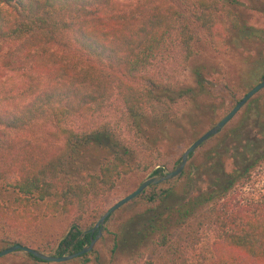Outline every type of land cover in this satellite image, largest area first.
I'll list each match as a JSON object with an SVG mask.
<instances>
[{"label": "trees", "instance_id": "obj_1", "mask_svg": "<svg viewBox=\"0 0 264 264\" xmlns=\"http://www.w3.org/2000/svg\"><path fill=\"white\" fill-rule=\"evenodd\" d=\"M244 9L264 17V0H0V249L19 244L62 255L86 245L95 233L82 231L101 214L102 197L150 165L105 124L77 130L72 120L98 112L115 89L141 144L145 123L164 126L181 96L204 88L202 65L191 67L194 87L184 90L146 74L172 41L188 60L196 46L221 52L234 37L264 61V36L251 31ZM240 109L234 128L199 144L194 152L213 140L198 158L189 153L178 175L131 199L143 205L132 219L113 228L112 215L105 218L99 243L108 264H179L207 228L215 237L203 264H264V193L241 192L264 166V96ZM188 219L189 231L178 232ZM147 242L165 259L145 257ZM97 252L72 261L96 260Z\"/></svg>", "mask_w": 264, "mask_h": 264}, {"label": "rangeland", "instance_id": "obj_2", "mask_svg": "<svg viewBox=\"0 0 264 264\" xmlns=\"http://www.w3.org/2000/svg\"><path fill=\"white\" fill-rule=\"evenodd\" d=\"M244 10L249 13L247 23L256 28L251 31L264 36V17L252 13L249 9ZM231 40L234 46L232 48L226 47L221 52L214 51L208 45H198L195 47L196 54L188 60L183 59L175 47V41H172L168 45L167 50L152 61L147 68L146 74L159 78L165 87L180 88V90L193 88L194 84L190 75L193 65L203 66L205 83L203 91L198 93L193 92L191 97L181 96L176 101L171 111V118L164 126L160 125L156 127L145 123V132L141 129V144L138 133L135 132L134 128H131L129 119L122 113L123 107L115 89L111 91L109 99L98 112L87 115L85 118H75L72 120L71 125L77 130H89L105 124L113 134V137L120 141V144L127 146L136 158L140 159L141 163L150 165L146 170H138V172H132L119 179L114 189L102 197V212L119 198L133 190L143 179L169 171L168 166L172 164L173 168L178 162L182 151L194 138L214 125L247 89L264 77V61L262 59L258 61L257 53L251 47H240L234 37ZM263 96L264 88L260 89L252 97H257L259 100ZM240 112L241 109L221 128L220 134L229 132L234 128L241 117ZM46 126L49 127L50 125L46 124ZM223 128L225 130H222ZM247 129L249 132L253 131L250 127H247ZM39 131L42 132V130ZM143 133L148 135L147 140L143 138ZM212 143L213 140L208 141L198 151H193L194 158H198L199 153ZM232 145L239 149L237 143H232L228 147ZM226 153L229 154V152ZM176 157H178L177 160ZM156 163L157 165H154ZM158 166L161 167V171L153 174V169ZM231 167L230 159L224 158V169L229 171ZM252 175V179L243 186L241 192L244 196L257 198L260 194L264 193V166L257 167ZM206 184L207 176H203L196 186L202 190ZM178 189L176 190L178 191ZM177 194L179 193L177 192ZM178 202L182 203V200L178 199ZM141 209H143V205L131 202L130 200L110 213L112 217L109 223L114 228L117 224L125 223L129 219H132L133 214ZM190 221L191 219H188L185 225L178 227L177 231L188 232L190 228V224L188 225V223ZM103 225L104 221L101 225L100 234L92 246L98 250L96 260H93V257H91L89 261L83 264H108L106 244L105 242L99 243ZM135 228L138 229V226H135ZM93 233H95V230ZM214 237L215 235L209 228L199 231L198 237L194 238L193 243L182 253V261L179 264L205 263L210 257V243ZM149 245L150 242H147L141 248L144 251L145 257H151L154 260L165 259L162 256L164 252L161 249L158 247L151 248ZM172 256L169 254L170 258ZM114 261L117 264H128L125 258H116ZM0 264L81 263L72 261V259L62 262L34 261L25 252L18 250L1 256Z\"/></svg>", "mask_w": 264, "mask_h": 264}, {"label": "water", "instance_id": "obj_3", "mask_svg": "<svg viewBox=\"0 0 264 264\" xmlns=\"http://www.w3.org/2000/svg\"><path fill=\"white\" fill-rule=\"evenodd\" d=\"M264 88V77H262L257 83L247 89L240 98L233 104V106L220 118L218 119L214 125L203 131L199 136H197L180 154L178 162L174 165V167L166 172L161 174L149 176L142 181L130 192L119 198L116 202L110 205L105 211L101 213V215L97 218L95 223L88 229L82 231V233L93 232L95 230V235L92 237L86 245H83L79 250L69 253V254H62V255H54V254H47L41 251H38L33 248H29L26 246H21L19 244L9 245L7 247L0 249V257L11 253L13 251H23L39 260L42 261H50V262H62L66 260H70L76 258L88 251L91 250L93 243L97 236L100 234V229L103 221L107 216L110 215L113 211L119 208L121 205L125 204L126 202L133 199L137 196L141 191L147 188L149 185H154L160 183L164 180L171 179L179 174V172L184 167V164L188 158L189 153L193 152L194 149L201 144L202 142L206 141L210 136L215 135L217 132L221 130V128L231 119V117L260 89Z\"/></svg>", "mask_w": 264, "mask_h": 264}]
</instances>
